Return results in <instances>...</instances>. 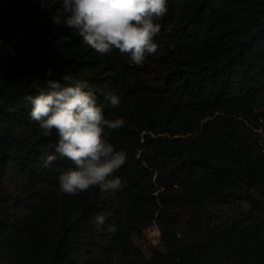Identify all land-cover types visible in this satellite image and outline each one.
I'll list each match as a JSON object with an SVG mask.
<instances>
[{"label":"trees","instance_id":"1","mask_svg":"<svg viewBox=\"0 0 264 264\" xmlns=\"http://www.w3.org/2000/svg\"><path fill=\"white\" fill-rule=\"evenodd\" d=\"M60 0H0V264H264V0H169L141 66L50 19ZM85 81L127 155L122 189L63 193L24 99L46 70ZM106 216L99 229L91 222ZM155 223L159 246L134 244ZM115 225L116 232L107 231Z\"/></svg>","mask_w":264,"mask_h":264},{"label":"clouds","instance_id":"2","mask_svg":"<svg viewBox=\"0 0 264 264\" xmlns=\"http://www.w3.org/2000/svg\"><path fill=\"white\" fill-rule=\"evenodd\" d=\"M169 0H60L58 15L52 23H61L75 30L83 43L101 57L114 50L136 66H141L146 57L159 54L155 37L160 33L161 20L167 13ZM48 79L35 96L27 95L31 105L30 118L39 124L40 134L51 137L53 131L58 139L54 153L43 157V166L48 167L58 157L71 162L72 167L59 177L60 190L70 196L98 188L101 193L115 194L123 183L116 175L126 163L127 155L116 150L108 140L113 130L123 128V118L107 119L105 105L117 109L122 97L114 91L106 92L103 103L93 91L85 90V81L65 74L54 77L46 70ZM98 229L105 225L106 216L96 214L91 221ZM157 225L152 223L146 229ZM158 229V227H157ZM107 231L116 232L115 225ZM144 231V232H145ZM159 232V229H158ZM157 241L159 242V233ZM152 248V247H151Z\"/></svg>","mask_w":264,"mask_h":264},{"label":"rangeland","instance_id":"3","mask_svg":"<svg viewBox=\"0 0 264 264\" xmlns=\"http://www.w3.org/2000/svg\"><path fill=\"white\" fill-rule=\"evenodd\" d=\"M153 233L149 232L148 230H146L144 232V239L143 240H135L134 244L136 245V247H138L146 256L150 250L151 247H158V241H156L155 243H153Z\"/></svg>","mask_w":264,"mask_h":264},{"label":"built area","instance_id":"4","mask_svg":"<svg viewBox=\"0 0 264 264\" xmlns=\"http://www.w3.org/2000/svg\"><path fill=\"white\" fill-rule=\"evenodd\" d=\"M149 230H150V232H152L153 233V243H155L156 241H157V238H158V229H157V227L154 225V226H152L151 228H149Z\"/></svg>","mask_w":264,"mask_h":264}]
</instances>
